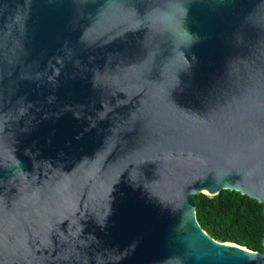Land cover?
I'll return each mask as SVG.
<instances>
[{
	"label": "water",
	"instance_id": "1",
	"mask_svg": "<svg viewBox=\"0 0 264 264\" xmlns=\"http://www.w3.org/2000/svg\"><path fill=\"white\" fill-rule=\"evenodd\" d=\"M221 191L264 213V0H0V264H264Z\"/></svg>",
	"mask_w": 264,
	"mask_h": 264
},
{
	"label": "trees",
	"instance_id": "2",
	"mask_svg": "<svg viewBox=\"0 0 264 264\" xmlns=\"http://www.w3.org/2000/svg\"><path fill=\"white\" fill-rule=\"evenodd\" d=\"M189 200L199 226L210 238L254 252L263 251L264 213L255 200L230 191L213 197L199 194Z\"/></svg>",
	"mask_w": 264,
	"mask_h": 264
}]
</instances>
